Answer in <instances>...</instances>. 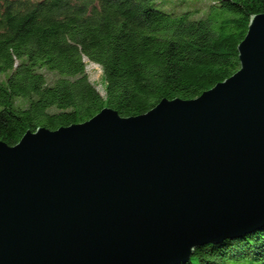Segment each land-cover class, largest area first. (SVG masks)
I'll return each mask as SVG.
<instances>
[{"label": "water", "instance_id": "obj_1", "mask_svg": "<svg viewBox=\"0 0 264 264\" xmlns=\"http://www.w3.org/2000/svg\"><path fill=\"white\" fill-rule=\"evenodd\" d=\"M193 99L0 140V264H177L264 225V13Z\"/></svg>", "mask_w": 264, "mask_h": 264}, {"label": "trees", "instance_id": "obj_2", "mask_svg": "<svg viewBox=\"0 0 264 264\" xmlns=\"http://www.w3.org/2000/svg\"><path fill=\"white\" fill-rule=\"evenodd\" d=\"M0 0V140L84 122L103 107L136 116L197 97L239 68L237 45L264 0ZM185 1H182L184 3ZM84 59L102 71L104 95ZM177 264H264V225L195 248Z\"/></svg>", "mask_w": 264, "mask_h": 264}, {"label": "rangeland", "instance_id": "obj_3", "mask_svg": "<svg viewBox=\"0 0 264 264\" xmlns=\"http://www.w3.org/2000/svg\"><path fill=\"white\" fill-rule=\"evenodd\" d=\"M182 1H185L180 5ZM206 0H155L152 3V6H155L160 9L169 10V7L178 6V8H205L209 5V1L205 3ZM85 69L88 74L89 80L95 85L96 89L101 95H104V85L102 79V71L98 64L90 62L87 59H84Z\"/></svg>", "mask_w": 264, "mask_h": 264}]
</instances>
